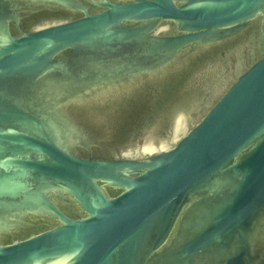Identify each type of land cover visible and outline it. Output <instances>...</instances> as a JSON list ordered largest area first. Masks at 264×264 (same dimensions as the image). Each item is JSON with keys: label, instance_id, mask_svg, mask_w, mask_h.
<instances>
[{"label": "water", "instance_id": "water-1", "mask_svg": "<svg viewBox=\"0 0 264 264\" xmlns=\"http://www.w3.org/2000/svg\"><path fill=\"white\" fill-rule=\"evenodd\" d=\"M0 264H264V0H0Z\"/></svg>", "mask_w": 264, "mask_h": 264}]
</instances>
